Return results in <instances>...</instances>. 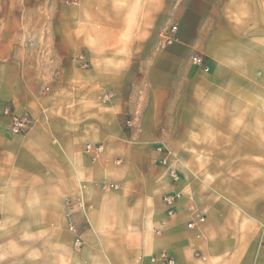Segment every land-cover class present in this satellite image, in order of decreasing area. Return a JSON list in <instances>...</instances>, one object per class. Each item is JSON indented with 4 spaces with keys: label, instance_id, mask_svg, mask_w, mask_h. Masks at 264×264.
I'll list each match as a JSON object with an SVG mask.
<instances>
[{
    "label": "crops",
    "instance_id": "1",
    "mask_svg": "<svg viewBox=\"0 0 264 264\" xmlns=\"http://www.w3.org/2000/svg\"><path fill=\"white\" fill-rule=\"evenodd\" d=\"M65 1H39L41 22L65 25L46 38L55 48L33 63L12 48L0 62L17 68L8 79L17 91L4 99L34 122L21 142L0 146V264H157L161 252L176 264H264V22L240 12L254 3L226 1L236 11L226 39L210 38L204 72L131 67L164 0ZM252 27L257 49L247 53ZM75 49L87 69L70 64ZM154 103L184 106L159 120L145 113ZM159 145L176 182L157 162ZM172 193L168 217L161 199Z\"/></svg>",
    "mask_w": 264,
    "mask_h": 264
},
{
    "label": "rangeland",
    "instance_id": "2",
    "mask_svg": "<svg viewBox=\"0 0 264 264\" xmlns=\"http://www.w3.org/2000/svg\"><path fill=\"white\" fill-rule=\"evenodd\" d=\"M39 1L41 0H0V62L3 61L4 55L11 51L12 48L19 47L33 63L35 55L40 54V51H43L42 49L47 46L48 48L56 47L55 42H53L52 46H49V42L46 45V38L52 37L53 33L65 32V25L41 22L40 16L47 15V13L40 9ZM164 1V12L158 17L148 41L142 48L138 47L133 52L131 67H145L146 65H154L153 67H197L192 63L191 58L194 55L202 57L204 53L209 52L211 37H220V41L226 39L228 31L226 14L229 13L231 15L236 11V8H225L224 5L227 0ZM250 1L254 3L255 7H245L240 12L247 16L251 15L254 18L259 13L262 18L261 21L264 22V7H260L258 4L260 0ZM66 4L65 0H58L57 2L58 8L60 6L65 7ZM232 10H234L233 13ZM173 27L176 30L172 32ZM195 30L202 32L207 38H204L205 40H202V42L199 41L200 43L197 45H194L192 41L188 45L182 44L180 39H178L180 33L185 37H191ZM249 31L244 35L247 53L257 49L256 40L253 42L251 39L255 36L254 31L257 30L252 27ZM239 39H242V35L239 36ZM236 49L240 51L241 46ZM82 52V50L75 49L69 56V62L71 64L73 61L74 67H80L79 63L76 62V58L80 54L83 55ZM7 68L9 69V67ZM8 69L0 67V146L3 143L14 144L21 142L22 135L27 133L34 123L30 111L23 110L17 112V115L25 117L28 122L20 133L12 134L2 125V120L4 119L3 110L11 106V103L5 100L4 97L9 92L17 91V87H11L8 81L11 76L10 72L13 75L15 72L13 70L17 68L11 67L12 70ZM251 78V80L256 79ZM206 83L205 78H202L203 88ZM179 106L183 107L184 105L177 103L146 104L145 113L148 117L152 115L159 120L168 118L172 120V117L177 116ZM185 106L191 107V105ZM247 106L253 107L254 104L250 103Z\"/></svg>",
    "mask_w": 264,
    "mask_h": 264
},
{
    "label": "built area",
    "instance_id": "3",
    "mask_svg": "<svg viewBox=\"0 0 264 264\" xmlns=\"http://www.w3.org/2000/svg\"><path fill=\"white\" fill-rule=\"evenodd\" d=\"M176 28L173 27L172 28V32L175 31ZM192 63L198 67H201L202 70L204 72H208L209 68L207 66L203 65V58L199 55H194L192 58ZM76 62L79 63L80 67L82 69H87L89 67V63L86 61L84 55L80 54L77 56L76 58ZM3 117H4V127L7 128V130L12 133V134H18L20 133L27 125L28 119H26L25 117H21L20 115H17L13 109L10 107H6L3 110ZM130 122L127 121V125ZM86 151H94V152H99L100 151V147H94V146H90V145H86ZM156 152L159 155L158 158V164L161 167H167L168 168V176L170 178L171 181L176 182L177 181V176L176 173L174 171V169H172L170 167L171 162H170V158H171V152L169 149H167L165 146L163 145H159L156 147ZM103 189H116V187L114 185H107L104 186ZM179 198L178 194L172 193V194H168V195H164L162 197V205L164 207L165 213L168 217L173 216L174 214V210L176 207V201ZM78 206H81V203L77 202ZM199 223H203L204 222V217H199L198 218ZM193 223L188 224V227H192ZM68 230L72 233H75V230L72 226L68 227ZM81 239L78 235H75L74 241H73V246L75 249H80L81 248ZM150 262L151 263H157V264H176V261L174 260L173 257L169 256L167 253L165 252H161L159 253V255H157L156 257H151L150 258Z\"/></svg>",
    "mask_w": 264,
    "mask_h": 264
}]
</instances>
